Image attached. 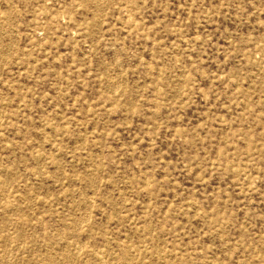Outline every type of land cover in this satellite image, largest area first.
Here are the masks:
<instances>
[{"label":"rangeland","instance_id":"obj_1","mask_svg":"<svg viewBox=\"0 0 264 264\" xmlns=\"http://www.w3.org/2000/svg\"><path fill=\"white\" fill-rule=\"evenodd\" d=\"M0 264H264V0H0Z\"/></svg>","mask_w":264,"mask_h":264}]
</instances>
